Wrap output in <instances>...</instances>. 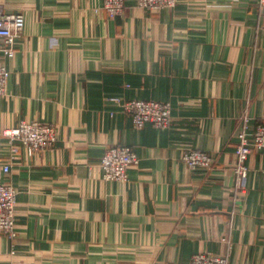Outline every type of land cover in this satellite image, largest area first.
<instances>
[{
	"label": "crops",
	"instance_id": "1",
	"mask_svg": "<svg viewBox=\"0 0 264 264\" xmlns=\"http://www.w3.org/2000/svg\"><path fill=\"white\" fill-rule=\"evenodd\" d=\"M102 1L0 0L23 16L0 98V180L17 191L0 264H264V150L241 184L232 169L241 118L264 125L263 11L256 0L158 11L127 0L109 19ZM112 97L169 104L171 123L134 129ZM22 122L55 126L56 143L12 155L1 132ZM111 146L137 157L126 182L102 180ZM187 150L212 168L189 171Z\"/></svg>",
	"mask_w": 264,
	"mask_h": 264
},
{
	"label": "built area",
	"instance_id": "2",
	"mask_svg": "<svg viewBox=\"0 0 264 264\" xmlns=\"http://www.w3.org/2000/svg\"><path fill=\"white\" fill-rule=\"evenodd\" d=\"M137 8L148 11L171 9L179 0H132ZM260 10L264 13V0H256ZM127 0H103L101 9L109 19L122 16ZM23 16L20 13L6 14L0 5V98L6 95L8 69L5 60L13 59L19 40L22 37ZM117 105L123 114L130 116L134 129H141L150 125L155 129H164L171 123V108L169 104L122 101L112 97L108 99ZM241 129L236 135L234 149V164L232 166L235 177L241 184L247 177L246 161L254 154L264 150V125H252L244 116L241 118ZM1 135L8 138L12 145V155L24 152L33 155L37 151L48 150L57 141L55 126L45 123H20L16 128L3 130ZM181 163L191 172L205 174L212 168L213 158L205 152L187 150L180 156ZM138 164L134 152L124 146H111L101 157L100 170L105 182H126L127 171ZM8 166H4L3 173H7ZM17 191L11 185L0 180V233L9 239L15 237V203ZM190 264H228L223 256L196 254L192 256Z\"/></svg>",
	"mask_w": 264,
	"mask_h": 264
}]
</instances>
